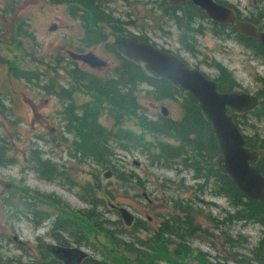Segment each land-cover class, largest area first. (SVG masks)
<instances>
[{
  "label": "rangeland",
  "instance_id": "374dc122",
  "mask_svg": "<svg viewBox=\"0 0 264 264\" xmlns=\"http://www.w3.org/2000/svg\"><path fill=\"white\" fill-rule=\"evenodd\" d=\"M101 1V9L113 17L114 25L124 33L145 36L159 49L178 55L188 66L200 70L210 79L216 78L215 64H220L233 74L237 91L256 96L261 90L259 80L264 78L262 61L232 38L226 40L214 35L209 22L196 20L191 28L201 33L192 35L179 29L164 14L160 7L161 0ZM217 1L235 8L242 19L260 21L264 28V0ZM82 14L81 11L74 12V5L56 4L54 0H0V146L7 149L6 155L11 160L6 166H0V264L50 261V256L42 258L38 248L39 245L44 247L47 243H53L50 221L45 219L38 225L41 217L38 211L37 214L23 211L21 197L25 190L52 195L74 210H83L88 206L80 201L79 196L85 194L82 187L94 189L96 184L101 188L97 190L98 196L103 198V194L109 192L113 200L108 201L105 197L106 202L128 209L134 220L148 218L151 230L158 229L162 215L172 212L169 198L190 202L198 196L202 202H196L199 210L196 222L200 224L202 233L199 238L190 241L192 255L185 258L186 264H203L197 258L199 253L205 254L211 262L264 264L263 246H259L257 257L253 254L263 237V229L253 223L226 221V212H232L226 198L210 195V186L203 195L197 191V184H203L204 180H194L192 172L179 166L171 169L151 167L146 156L136 150H115L112 157L120 173L132 175L130 184L122 186L114 175L104 178V174L112 169L96 170L94 164L80 163L72 157L73 136L65 132L61 121L63 108L59 100L39 86L10 75L9 67L16 66L40 74V86L51 82L65 87L69 81L67 72L73 66L101 78L110 75L119 65L111 50L118 35L109 26L100 25V30L107 35L105 43L83 47L80 43L85 32L80 21ZM258 15H261V20ZM52 26L55 29L50 30ZM184 47H188L189 51ZM68 51H91L107 65L92 70L82 62L72 60ZM57 60L59 63H54ZM90 100V96L81 91L73 96L75 106ZM139 102L149 117L160 116L161 107L168 110L169 118L173 120L181 116V106L177 100L153 101L140 96ZM259 103L264 105L263 100H258ZM238 121L245 136L254 138L256 142L264 139V117L256 121L246 115L240 116ZM98 122L106 131L114 128L106 116ZM119 126L123 132L142 134L133 119L125 118ZM146 139L150 141L152 138L146 135ZM159 139L172 142L163 137ZM36 155L55 164L62 177L52 181L42 180L34 171ZM262 157L264 163V152ZM40 208V211L49 214L53 212L52 208L44 205H40ZM105 213L111 222L117 220L116 212L109 207ZM208 216L222 224L216 228ZM226 235L232 238L229 243ZM16 237L23 246L13 239ZM90 240L94 248H80L91 257H98V248L106 246L107 241L102 235L97 238L91 236Z\"/></svg>",
  "mask_w": 264,
  "mask_h": 264
},
{
  "label": "trees",
  "instance_id": "16d2710c",
  "mask_svg": "<svg viewBox=\"0 0 264 264\" xmlns=\"http://www.w3.org/2000/svg\"><path fill=\"white\" fill-rule=\"evenodd\" d=\"M100 1L54 0L56 4L74 5V12L83 10L86 12V16L84 14L80 16L82 27L85 30L80 41L83 47L88 48L105 43L107 35L100 30L101 26H109L110 30L117 35L130 34L124 33L118 26L114 25L115 20L101 9ZM216 2L230 6L220 1ZM160 7L179 29H183L186 33L190 32L192 35L201 33L200 30L191 28L196 20L209 22L214 35L226 40L232 38L264 64L263 46L254 40L238 35L232 27L219 26L211 22L191 2L174 8L167 4L166 0H161ZM238 16L241 18L239 13ZM258 18L261 20V15H258ZM242 20H247L255 24L260 30H264L263 26L260 25L261 22L256 19L244 18ZM97 26L98 28H96ZM26 36L29 35L26 34ZM135 37L140 41L150 42L145 36L135 35ZM151 44L155 46L153 43ZM183 49L189 51L188 47ZM115 53L119 65L114 68L110 75L101 78L73 66L67 72L69 81L66 87L51 82L40 86V74L32 70L18 69L16 66L9 67V73L14 79L37 85L48 95L55 96L62 104L61 121L65 126V132L73 136L71 141L72 152L75 149L76 157L78 158L80 155L81 160L84 159L86 163L94 164L96 170L112 169L111 175L116 176L122 186L130 184L133 177L130 174L120 173L117 163L112 161L115 150L140 151L142 155L146 156L151 167L171 169L179 166L183 170L192 172L194 180H204L203 184H197V191L203 195L207 187L210 186V195L226 198L232 211L226 212V221L230 223L234 221L253 223L263 229V237L258 247L253 250L254 256L257 257V251L260 250L259 246L264 247V202L258 203L245 198L228 180L227 175L216 167L215 162L219 157L217 142L210 124L199 109L197 101L192 95L179 90L167 80L151 76L142 64L126 59L118 52ZM54 63H59V60ZM215 69L217 76L212 80L216 82L218 92H231L238 88L231 72L220 64H215ZM259 83L261 90L256 96L258 100L264 101V78H261ZM54 85L57 87L55 88ZM78 91L87 93L91 100L75 106L73 96ZM140 96L153 101H179L181 106L180 118L173 120L169 116L163 117L162 115L154 118L149 117L139 102ZM229 113L242 133L241 122L238 121V118L250 115L254 120L261 121L264 117V105L259 103L255 109L247 113L235 114L231 111ZM104 116L110 119L114 125L110 131H106L98 122ZM125 118L133 119L142 134L135 135L127 131L123 132L119 125ZM146 135L152 139L147 140ZM243 136L247 147L258 153L256 164L264 175L262 157L264 139L256 142L254 138L250 139L244 134ZM159 137L172 140V142L160 140ZM6 152L7 149L0 146V166H6L11 162ZM34 158V171L42 180L52 181L62 177L57 166L51 161L42 159L39 155ZM78 162L81 163L79 159ZM95 179L96 177H94ZM82 189L85 194L79 196L80 201L88 206L87 209L83 210H74L67 203L58 201L52 195L36 190H25L21 197L25 213L37 214V211L40 213L38 225L47 219V212L40 211V205L54 206L55 209L60 210L62 215L56 219L54 224L57 228L56 236L52 237L60 246L75 245L94 248L95 246L90 240L91 236L97 238V236L102 235L105 237L107 245L102 246L101 249L98 248V257L88 258L82 264H186L185 258L192 255V248L189 243L192 239L199 238L202 233L200 224L196 222L199 211L196 208V202H202L198 196H195L190 202L169 198L172 212L162 215L158 229L151 230L147 223L148 218L134 220L130 227H123L124 224L115 210L117 220L111 222L106 216L107 212L105 213L109 207V203L105 199L112 201L111 194L105 192L103 198L98 196L97 190H101L99 184H96L94 189L89 187L86 189L82 187ZM208 220L214 223L216 228L222 224L210 216H208ZM57 233H67L69 239L65 240L66 238ZM226 238L228 243L232 240L230 236L226 235ZM230 245L232 244L230 243ZM38 248L41 250L42 258L45 256L47 259L49 254L44 250V247L39 245ZM197 258L201 259L203 264H226V262H211L203 253H199ZM35 264H59V262L50 260Z\"/></svg>",
  "mask_w": 264,
  "mask_h": 264
},
{
  "label": "water",
  "instance_id": "95a60500",
  "mask_svg": "<svg viewBox=\"0 0 264 264\" xmlns=\"http://www.w3.org/2000/svg\"><path fill=\"white\" fill-rule=\"evenodd\" d=\"M188 2L198 8L211 22L219 26L232 27L238 35L254 40L264 47V30L239 18L238 12L230 6L218 4L216 0H166V3L174 8ZM53 29L55 26L50 28ZM113 47L126 59L142 64L151 76L163 78L179 90L193 96L203 117L210 124L217 142L219 157L215 162L216 167L227 175L228 180L245 198L258 203L264 202V175L256 164L258 153L247 147L243 134L229 113L231 111L242 114L255 109L258 105L257 96L237 90L218 92L216 82L203 72L188 66L173 53L162 51L150 42L138 40L135 35H118L114 39ZM67 54L72 60L82 62L91 69H102L106 66L105 61L92 52L68 51ZM160 114L163 117L169 116L165 107H161ZM110 176V171L104 174V178ZM109 207L118 212L126 227L133 224L134 216L128 209L110 203ZM45 250L62 264H82L84 260L91 258L86 251L75 246L48 244Z\"/></svg>",
  "mask_w": 264,
  "mask_h": 264
},
{
  "label": "flooded vegetation",
  "instance_id": "af4514ba",
  "mask_svg": "<svg viewBox=\"0 0 264 264\" xmlns=\"http://www.w3.org/2000/svg\"><path fill=\"white\" fill-rule=\"evenodd\" d=\"M217 1V0H216ZM101 2L102 1H100V7H101ZM78 12H80V11H78ZM85 16H86V12L83 10V11H81ZM96 28H98V27H96ZM117 37V36H116ZM115 37V38H116ZM114 49V47H113V43H112V46H111V50L115 53V52H117L115 49ZM89 52H91V51H89ZM86 53H88V52H86ZM93 53V52H92ZM94 54V53H93ZM116 54V53H115ZM98 57V56H97ZM106 63V62H105ZM85 65V64H84ZM106 65H107V63H106ZM87 66V65H86ZM88 68H90L89 66H87ZM106 67V66H105ZM91 69V68H90ZM92 70H94V69H92ZM73 151L74 152H72V154H73V158H74V160L76 159L77 161H78V159H79V161H81V162H85V160L83 159V160H81V157H80V155L78 156V158L76 157V155L74 154L75 153V149H73ZM70 156V155H69ZM143 195V197L144 198H146V196H145V194H142ZM50 208H52V213H50L49 214V212H47V220H49L50 221V232H51V237H53L54 235L56 236V231H57V228H55V222H56V219L58 218V217H60L61 215H62V213L60 212V210H58V209H55V207L54 206H51ZM111 210H115V209H111ZM58 211H59V214H57L58 213ZM116 211V210H115ZM117 212V211H116ZM118 213V212H117ZM58 235L60 234V235H62L63 236V238H66L65 240H67V239H69V235H67V233H57ZM59 235V236H60ZM17 243H18V245H20V246H23L24 244L22 243V242H19L18 240H17V237L16 238H13ZM53 241V243H47V244H45L44 245V250H45V247H46V245H48V244H54V245H57V246H60V245H58V244H56V242L54 241V240H52ZM63 247V246H62ZM67 247H71V246H67ZM80 248V247H79ZM49 256L51 257L50 258V260H55L50 254H49ZM55 261H57V260H55ZM57 262H59V261H57ZM59 264H62L61 262H59Z\"/></svg>",
  "mask_w": 264,
  "mask_h": 264
}]
</instances>
